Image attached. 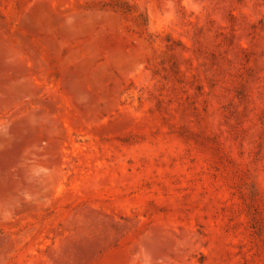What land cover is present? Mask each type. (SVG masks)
Wrapping results in <instances>:
<instances>
[{
	"label": "rangeland",
	"instance_id": "rangeland-1",
	"mask_svg": "<svg viewBox=\"0 0 264 264\" xmlns=\"http://www.w3.org/2000/svg\"><path fill=\"white\" fill-rule=\"evenodd\" d=\"M0 264H264V0H0Z\"/></svg>",
	"mask_w": 264,
	"mask_h": 264
}]
</instances>
